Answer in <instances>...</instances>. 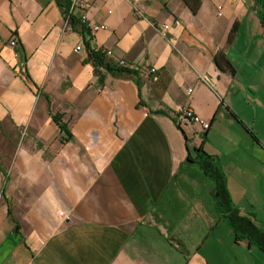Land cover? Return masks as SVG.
Listing matches in <instances>:
<instances>
[{
	"label": "crops",
	"instance_id": "0c3cea01",
	"mask_svg": "<svg viewBox=\"0 0 264 264\" xmlns=\"http://www.w3.org/2000/svg\"><path fill=\"white\" fill-rule=\"evenodd\" d=\"M80 1L106 30L93 34L81 10L65 28L72 0H0V264H264L235 233L228 254L213 243L226 218L213 181L187 163L196 148L213 156L233 202L236 169L264 172L255 0H204L197 15L183 0ZM89 41L132 73L99 84ZM185 106L206 132L179 115Z\"/></svg>",
	"mask_w": 264,
	"mask_h": 264
},
{
	"label": "trees",
	"instance_id": "16d2710c",
	"mask_svg": "<svg viewBox=\"0 0 264 264\" xmlns=\"http://www.w3.org/2000/svg\"><path fill=\"white\" fill-rule=\"evenodd\" d=\"M183 1L191 13L193 15H197L204 0ZM255 2L258 8V17L264 27V0H255ZM71 3L72 2L68 3V6H64L66 8V13H68ZM76 22L77 18L73 16L71 23L76 25ZM86 47L89 53L88 61L92 63L95 68V74L98 77L99 84L104 83L103 72L121 76H127L132 73L128 68L116 67L110 63L102 52L97 51L92 47L90 41L86 42ZM216 62L221 70L225 67L233 70L232 65L222 54H219L216 57ZM27 80L30 84L31 78L29 76L27 77ZM54 122L57 124L61 134L63 135L61 137V141L67 142L69 139L73 138L71 132L67 128V125L63 122L62 114L55 115ZM195 152V158H193L190 154L191 152H189L187 163L197 164L203 175L213 181L215 202L219 211L231 224L236 235V240L248 241L252 246L258 247L264 253V229L260 228L252 218L242 216L240 214L229 192L226 174L216 165L214 157L207 154L202 147L196 148Z\"/></svg>",
	"mask_w": 264,
	"mask_h": 264
},
{
	"label": "rangeland",
	"instance_id": "374dc122",
	"mask_svg": "<svg viewBox=\"0 0 264 264\" xmlns=\"http://www.w3.org/2000/svg\"><path fill=\"white\" fill-rule=\"evenodd\" d=\"M231 169L233 168L231 167ZM195 170L200 171L198 165L195 166ZM234 175L236 176L237 180H240L241 182L240 185L238 183H234L233 185V188H236L234 189V203L236 204L238 211L242 216L249 217V212L252 210L251 206L259 204L260 208H256V211L259 213L258 219L260 221L264 220V195H262V193L264 194V172L256 179L254 178L253 174H247L244 172L241 173L238 169H236ZM214 237L215 239L213 243H225V245L228 246V248H226L228 254V252L231 251L230 244L233 243L234 240V230L227 219Z\"/></svg>",
	"mask_w": 264,
	"mask_h": 264
},
{
	"label": "built area",
	"instance_id": "2783aa9c",
	"mask_svg": "<svg viewBox=\"0 0 264 264\" xmlns=\"http://www.w3.org/2000/svg\"><path fill=\"white\" fill-rule=\"evenodd\" d=\"M78 10L82 11V14L79 17L80 21L83 24L88 25L89 29L91 30V32L93 34H96L100 31L107 29L106 25L97 24V23H89V18L85 12V10H86L85 4L83 2H81L80 0H72V3H71V6L69 8L68 13H66L64 15L65 28L68 27V25H70L72 17L76 15V12ZM170 29H171L170 25L163 26V29L161 30V34L164 37H166L168 32L170 31ZM10 45L13 48H18L19 39L13 38L10 42ZM82 49H83L82 46H78L76 48V52H80ZM100 52H102L103 54L109 55V56L113 55L112 50H100ZM117 66L120 68H129L126 61L123 59L118 61ZM148 72L152 75V78L154 81L159 80V71L156 67L148 68ZM191 92H192V90H189V93H191ZM178 113L182 118H184V119H186L192 123L200 125L202 127V130L205 132L210 128V123L201 119L198 115H196V113L194 112V110L191 107H188V106L181 107L178 110Z\"/></svg>",
	"mask_w": 264,
	"mask_h": 264
}]
</instances>
